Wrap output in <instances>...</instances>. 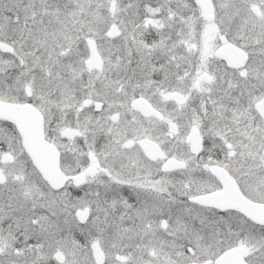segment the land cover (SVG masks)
<instances>
[{"label": "snow or ice", "instance_id": "obj_1", "mask_svg": "<svg viewBox=\"0 0 264 264\" xmlns=\"http://www.w3.org/2000/svg\"><path fill=\"white\" fill-rule=\"evenodd\" d=\"M0 264H264V0H0Z\"/></svg>", "mask_w": 264, "mask_h": 264}]
</instances>
